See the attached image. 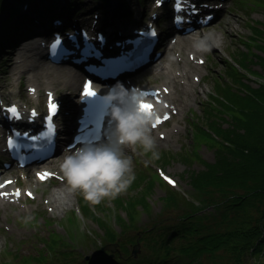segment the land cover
Segmentation results:
<instances>
[{
  "label": "rangeland",
  "instance_id": "1",
  "mask_svg": "<svg viewBox=\"0 0 264 264\" xmlns=\"http://www.w3.org/2000/svg\"><path fill=\"white\" fill-rule=\"evenodd\" d=\"M49 1L47 0V2ZM3 2V4H0L3 9L0 10V28H3L4 23L8 22L5 27V31H8L11 23H13L10 19L14 12L21 7L20 10L24 12L23 10L31 9L32 5L30 4L27 7L24 5L26 2L21 4L19 0H3ZM57 2L61 4L60 6L65 4L64 0H57ZM106 2L107 0H82V2L78 0L72 6L73 8H69L68 5L63 7L64 14L67 13L65 15L56 17L61 11L58 10L53 13L52 17L55 18L51 16L39 17L40 20L31 23L26 32L17 35L16 31L11 32L9 36L15 37L12 42L9 41L7 44L11 48H0V84L5 82L8 75L9 51H14L21 45L26 47L30 44L29 47H31L33 42H28V40L21 42L18 46L14 43L23 37L35 35L41 27L47 32L57 18L67 23L66 18L74 14L79 15L82 18V23L90 22L92 27L105 28L110 34L114 32L113 35L118 38L125 32L127 25L130 28L131 26L136 27L138 23L150 22L153 18H156L157 12L162 10L163 18L160 22L156 21L155 25L159 24L163 29V25L166 24V13L169 9L164 5L168 3L167 0H108ZM220 7L228 8L222 12L226 16V20L237 18V22L233 23V32L227 36L225 45L219 47L218 51L210 48V51H208L210 54L206 57V66L204 65L205 57H198L197 64L202 69V76L198 81V97L190 100L191 107L185 111L177 110L178 113L171 111L172 117L165 124L154 129L153 135L156 140H161V142H157L159 158L150 160V154L145 157L139 149L136 151L126 150V154L131 156L133 160L135 180L125 193L115 200H105L96 206L87 204L80 194L74 193L75 201L73 205L69 204L63 211L60 212L48 207L46 199L50 196V192L67 188L62 173L59 175L57 172L60 171L62 157L68 152H62V150L55 161L50 163L55 165L56 168L51 170V177L45 181L40 179L37 172L34 175L29 172L32 170L29 168L24 170L11 168L6 170V173H0V184L4 178L14 177L11 173H21L22 175L17 178L16 187L23 192V198L20 199V202L11 201L6 213H1L0 225L11 227L12 231H19L20 234L14 236L4 229L0 230V241L2 243L0 247V264H26V259L19 256L34 255H37L38 259L41 258V263L37 261L36 264H46L48 262L51 264L54 262L55 264H69L67 261L69 257L73 258L77 255L79 258V255H82L83 258L94 259L98 252L99 255L101 254V249L117 245L114 252L105 248L114 257V254L118 253L119 244H121L124 237L132 244L131 253L138 258L143 246L142 238H137V235L141 233L140 231L153 235L157 231H163L162 228L167 227L168 224L176 225L174 220L175 207L171 204V200L166 199V196H168V199L170 198V191L176 196L177 194L172 189H178L185 197L190 198L188 192L191 191V188L190 184L186 182L187 175L185 174L188 171L200 173L204 170L213 169V164L218 158H230L228 150L222 148L220 143L212 140L213 134H208L209 125L218 122L223 131L231 128L232 121L229 116L232 113L234 114L233 111L238 110V107L243 104L241 101H245V90L256 89V93H259L264 89V87H261L264 83V53L259 48L263 37L259 40L253 35L255 26L264 28V0H224L220 3ZM154 8L156 11H151ZM216 21L208 27V31L205 28L202 29L203 34H210L212 30L209 29L216 25ZM166 27L170 33L171 29L168 23ZM37 28L39 29L37 30ZM167 34L164 32V37H168ZM217 34L220 37L224 36L221 31H217ZM45 36L47 35H42V37ZM169 39L160 49L168 46ZM248 46L252 48L249 53L246 52ZM22 47L21 50H24ZM32 55L36 60L43 61L35 51H32ZM236 61L240 63L238 64ZM163 64L161 62L158 68ZM242 64L247 67V70L242 69ZM230 65H235L241 72V77L236 76ZM183 66L184 62L177 66V72H181ZM187 66L184 67L183 71L188 69ZM230 75H233V78L229 77ZM159 76L158 74L150 75V72L148 74L142 72L137 74L133 80L139 87L157 88L161 82ZM231 80L232 82H230ZM81 82L82 79L79 80L78 87L75 90H79ZM31 84L35 86L29 87ZM0 88L2 89V87ZM30 88H36L37 90L43 88V94L33 99L30 96L34 93ZM11 89L17 91L19 82H15ZM70 90L74 89L68 88L66 91ZM220 90L224 91L225 98L230 103L219 101L217 92ZM24 91L25 96L15 97L16 101L25 99L28 100L30 105L35 106L41 101L45 111V92L47 90L44 87L34 82H26ZM59 98L61 99L62 95H59ZM236 99L241 104H237ZM165 104L169 105V102L163 101L161 103L163 107L168 108ZM230 104H235L236 108L234 109ZM72 122L73 120L70 124ZM0 129L3 128L0 127ZM161 133L164 134L165 138L157 136ZM78 148L79 146L76 149ZM24 172L29 174V179L23 177ZM43 172L45 173L46 170ZM164 175L172 177L177 185L172 188V185L166 183ZM37 180L40 181L38 187L29 191V185ZM10 193L13 195V190ZM133 208L136 209V212L132 215L130 211ZM73 215L76 216L75 221ZM29 216L32 219L25 223V219ZM105 228L114 230L118 234L115 236H118L119 241L105 245L107 244L105 243V237L101 238L102 235L106 234L104 233ZM50 237L52 241H50ZM22 246L24 249L21 251L24 253L19 254V256L16 255L17 249ZM173 246L170 249L168 248L169 254L177 250L176 242ZM162 257L160 256L158 259ZM155 258L157 259V257ZM222 259L223 256L219 255L218 262ZM99 261V264H111L110 262H112L109 259H102V257L99 258ZM189 261V259H186V264H189ZM211 261L208 256L204 255L200 264H209ZM79 264L83 263L80 262ZM190 264L197 263L192 262Z\"/></svg>",
  "mask_w": 264,
  "mask_h": 264
},
{
  "label": "trees",
  "instance_id": "2",
  "mask_svg": "<svg viewBox=\"0 0 264 264\" xmlns=\"http://www.w3.org/2000/svg\"><path fill=\"white\" fill-rule=\"evenodd\" d=\"M19 1L31 4L43 17H52L56 9L51 0ZM3 3L0 0V4ZM20 9L11 17L13 23L8 31H5L8 22L4 23L0 32L1 46L15 38L9 36L11 32L16 31L17 35L30 28L31 23L27 21L31 20L29 16L34 11L24 14ZM262 28L255 26L253 35L259 40L263 37L259 48L264 53ZM251 49L248 46L246 52ZM242 66L247 70L246 66ZM230 68L237 77H241L235 65H230ZM229 77L233 78V75ZM255 90H245L243 104L236 99L241 105L229 116L231 128L223 131L218 122H213L207 129L208 134H213L212 140L228 150L230 158H218L213 169L200 173L188 171L185 175L191 188L188 192L190 198L170 187L177 194L175 196L170 191V198L166 196L175 207L176 225L168 224L162 228L163 231L153 235L140 231L137 238H142L143 246L138 258L131 253L132 244L125 237L114 257L109 251H104L99 258L109 259L111 264H186V259L190 260L189 264H200L206 255L212 260L209 264H264V89L259 93ZM217 94L219 101L230 103L223 90ZM230 105L236 108L235 104ZM130 212L133 215L136 209ZM75 218L73 215L74 221ZM115 235L118 234L109 229L104 236L105 243L118 242L119 238ZM175 242L177 250L169 254L168 248ZM219 255L223 256L220 262ZM160 256L163 257L158 259ZM40 261L41 258L38 259ZM67 261L69 264L80 263L81 259L76 255Z\"/></svg>",
  "mask_w": 264,
  "mask_h": 264
},
{
  "label": "bare ground",
  "instance_id": "3",
  "mask_svg": "<svg viewBox=\"0 0 264 264\" xmlns=\"http://www.w3.org/2000/svg\"><path fill=\"white\" fill-rule=\"evenodd\" d=\"M54 3H57V0H51ZM103 1V0H102ZM190 2L195 3L196 6L200 7L201 10L205 11V8L201 7L200 3L197 0H191ZM211 2V0H210ZM28 7L30 5L29 3H25ZM212 10H215V7L210 3ZM30 10H33L34 13L30 14L29 18L31 20H28V23H36L39 21V17L41 16L38 11L31 7L28 10H23L24 14H27ZM173 10V9H171ZM151 11H156L155 8L152 9ZM174 11V10H173ZM62 15H64V12H62ZM215 15V13H203L200 18H203V20L207 17L205 16H211ZM82 16V14H80ZM44 18V17H43ZM188 21H185L187 23H191L190 16L187 18ZM218 21H216V25L212 26L209 30L210 34L200 32L199 33H191L189 35H184V36H178V37H172L169 42L168 46L166 47V50L164 51L163 54V59L162 62L164 63L160 68H156L155 70H152L150 72L151 74H158L160 75V80L161 82L159 83L160 86L155 88V87H149L153 88L158 92V95L164 99V101L169 102V108H164L163 115L166 112H173L174 109L180 110V111H185L188 110L190 106V100L192 98H197L199 94V89L198 88V81L199 78L202 76V69L201 67L197 64V59L199 56L207 57L210 53L205 52V53H199L196 52L194 49V43L198 41L199 39L207 36L209 38L211 48L218 51L220 48L223 47L226 43V38L233 32V23L237 22V18H229V20H226V16H224L221 13V7L219 8L218 11ZM216 18H214L212 21H210L209 26L213 24L212 22L215 21ZM67 23H70L69 25L74 24V23H82V18L76 16L75 14L72 16H69V18H66ZM89 25V24H85ZM77 25L74 24V27ZM138 28H142V24L138 23L136 25ZM128 25L125 27V31L127 30ZM39 28H37L38 30ZM214 29V30H213ZM3 30V28H0V32ZM40 30V29H39ZM38 30V31H39ZM22 31V30H19ZM184 30L183 32H185ZM217 31H221L224 36H219L217 34ZM24 38V37H23ZM23 38L18 39V41L14 44L18 46L22 41ZM49 36H46L44 39H40V41L34 46V48L30 46V44L26 47H18L14 51H9L8 59H9V70L7 72V76L5 78V82L0 84V118L2 122L3 129H0V143L2 139V132H6L7 128L11 125L14 127H20L25 129L27 126H24L19 119L13 118V119H8L6 113V109L13 104L14 107H17L21 112L22 116L24 117L25 121L30 122V119L34 118V122H39L43 119V116L45 115L42 112V105L41 101L37 104L38 110L33 113L28 110L29 107V102L28 100L25 99H20L18 101L15 100V97H24L25 96V91H24V84L27 82H34L38 84L41 87H45V89L49 90V93H53L55 96V99H57L58 95H62V100L60 101L61 106H62V111L66 112L65 116H62V118L65 120L64 123H70V119H74L76 117V114L81 111V104L79 103V98H78V91L75 90V88L78 87V82L81 79V74L80 72H68L67 69L64 66L57 67L56 65L50 64L47 60L44 59V49H43V43L47 41ZM1 42V41H0ZM12 42V40H10ZM2 42L0 43V48H11L8 43L5 45L1 46ZM21 47L24 50H21ZM13 49V48H12ZM33 49L36 50V53L40 55V58L43 59V61H38L35 59V57L32 55ZM191 52V53H190ZM162 58V57H161ZM178 60V61H177ZM182 62H184V66H187V70L181 72H177V66H179ZM149 76V75H148ZM24 80V83H23ZM19 82V89L12 90L11 88L13 87L15 82ZM4 87H3V86ZM134 85V84H133ZM35 86V85H29V87ZM5 88V89H3ZM68 88H73L74 90L66 91ZM145 89V87H142ZM42 93V88L37 90L35 94H41ZM58 100V99H57ZM47 102V99H46ZM33 103V102H32ZM34 104V103H33ZM160 105V104H156ZM65 127V126H64ZM67 129L69 126L66 127ZM64 129V128H62ZM5 133L3 134L4 137ZM4 140V138H3ZM157 142H161V140H156ZM64 144V139L60 138V149L62 148V145ZM1 149V146H0ZM72 151H75L74 149ZM70 151V152H72ZM1 156H5L4 153H1ZM55 161V158L52 160L36 166L32 168L31 172L33 175L34 173L39 174H44L43 171L48 170V175L45 177H49V173L53 168H56L55 165L50 164ZM2 171H5V169H2ZM59 175L61 172L58 170L57 171ZM6 173V172H5ZM14 175L11 184L7 185L5 188H0V222H1V213H6V210L8 207H10L11 201H17L20 202V199L23 198V192L22 194L18 197L16 196V192L19 190L17 185V178L21 176V173H11ZM26 179H29V174L24 172V176ZM40 184V181H34L31 183L29 186V191L32 189H36L38 185ZM13 190V195H11L10 191ZM42 196V195H41ZM75 201V194L70 192L68 188H60L57 190H53L50 192V196L47 197L46 203L49 205L51 209H56L58 211H63L65 207H67L69 204L73 205ZM105 227V225L103 226ZM4 229L7 233L13 234L14 236H18L20 234L19 231L14 232L12 231L11 227H4L0 225V230ZM108 228H105L104 233H106ZM105 235V234H104ZM102 235V237H104ZM101 237V238H102ZM1 239V236H0ZM1 241H0V247H1ZM109 243L105 244L108 245ZM104 245V246H105ZM24 247H20L17 249L16 255L19 256V254L24 253L21 250H23ZM101 251H109V250H103ZM110 252V251H109ZM102 253V252H100ZM17 256V257H18ZM19 257H24L26 259L27 263L26 264H36L38 261L37 255L34 256H19ZM78 258V257H77ZM79 260L81 259L80 262L83 264H99V252L97 256L92 259V258H83L82 255H79ZM46 264H51L50 262ZM55 264V262L53 263ZM72 264H79V263H74Z\"/></svg>",
  "mask_w": 264,
  "mask_h": 264
},
{
  "label": "clouds",
  "instance_id": "4",
  "mask_svg": "<svg viewBox=\"0 0 264 264\" xmlns=\"http://www.w3.org/2000/svg\"><path fill=\"white\" fill-rule=\"evenodd\" d=\"M210 48L207 36L194 43L199 53L208 52ZM104 101L111 122L107 135L99 142L86 143L75 151L66 152L60 164L68 190L80 194L91 206L117 199L135 180L133 160L126 154L127 149H139L145 157L150 154V160L159 158L153 131L162 118L163 105L144 110L141 105H152V102L120 84L109 91ZM31 219L29 216L24 222Z\"/></svg>",
  "mask_w": 264,
  "mask_h": 264
},
{
  "label": "snow or ice",
  "instance_id": "5",
  "mask_svg": "<svg viewBox=\"0 0 264 264\" xmlns=\"http://www.w3.org/2000/svg\"><path fill=\"white\" fill-rule=\"evenodd\" d=\"M83 94H84L86 97H94V96L96 95V93H95L94 91L91 90V84H90V83L86 86L85 91H84ZM141 107H142V109H144V110H148V111H150V110H152L153 105H151V104H142ZM54 109H55V106L52 105V106H51V110L53 111V114H54ZM11 111H12L13 113H15L17 110H16L15 108H12ZM165 119H167V117H165ZM157 123H158V124H159V123H162V121H161V120H158ZM46 175H48V174H43V175L41 176V179H43L44 176H46ZM170 182H171V181H170Z\"/></svg>",
  "mask_w": 264,
  "mask_h": 264
},
{
  "label": "water",
  "instance_id": "6",
  "mask_svg": "<svg viewBox=\"0 0 264 264\" xmlns=\"http://www.w3.org/2000/svg\"><path fill=\"white\" fill-rule=\"evenodd\" d=\"M117 245H113L112 247H105L106 249H110L112 252H114L115 251V247H116ZM105 248H103V250H106ZM101 252H103V251H101Z\"/></svg>",
  "mask_w": 264,
  "mask_h": 264
}]
</instances>
